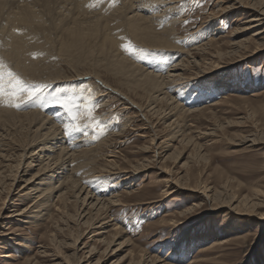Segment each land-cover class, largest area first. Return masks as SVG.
Listing matches in <instances>:
<instances>
[{
    "label": "bare ground",
    "instance_id": "1",
    "mask_svg": "<svg viewBox=\"0 0 264 264\" xmlns=\"http://www.w3.org/2000/svg\"><path fill=\"white\" fill-rule=\"evenodd\" d=\"M215 7V12L213 14L209 13L208 19L205 22V30H208L212 35L215 34L216 36L219 33L220 28L214 26L219 18L228 19L234 24L242 20L238 24L242 26L241 29L239 28L240 32L235 31L229 36L232 40L230 39L229 41L228 50L220 49L212 51V46H217L218 44L212 37L201 45L198 44L199 46L183 51L175 43L177 10L174 0H116L115 6L110 4V0H0V62L6 64L14 73L18 74L29 84L45 85V83L50 84L62 81L57 78L59 77V70L56 71V65L60 62L66 64L70 70V77L68 79L64 78L65 80L73 81L84 77L101 79L103 73L115 79L121 85L126 86L129 89L128 92H140V96L145 99V105L138 104L102 80L105 86L110 89L112 88L113 91L124 97L130 105L139 110L140 114L145 118L144 121L142 120L144 122L142 130H147L151 133L149 136V147L141 151L142 154H149V157H146L143 162L129 163L127 167H119L117 165V153L113 151L109 155L104 156L103 164H98V161L101 159L99 150L105 144L112 141L113 138L120 137L118 132L117 135L107 140L105 138V141L103 140L102 142L101 140V143L99 142L98 144L97 141L100 140V136L95 142L98 145L94 144L93 148L88 146L93 140L90 138L92 139L90 140L91 142L87 146L86 144L84 145L85 148H89L74 151L78 147L71 150L74 147L72 148L70 144L76 141L69 142L68 137L66 138L63 134L62 126H60V124L64 125L67 120L66 118L69 117L62 116L64 110L60 113L62 114L61 116L58 114L57 119L51 121L48 119V113L46 114L47 117L42 116V110L40 114L38 112L24 113L25 110L23 113H18L14 112V108L0 106V196L6 190V197L0 205L1 245L6 243V239H3V237L11 235L5 232V230H9L10 225L16 223L25 225L26 227L39 220L42 221L53 210L56 213V221L61 222L62 226L67 227L65 223H72L74 226H86L89 233H97L95 235L98 238V244L106 245V250L111 249L112 255L121 252L124 246L116 243L119 236L114 235L113 238L110 237L111 240L101 238V236L110 234L108 231L114 233L119 230L110 214L115 207L123 206L121 193L108 196L106 195L107 193H97L98 191L91 190V186L89 189L88 186L82 183L81 176L83 175H78L80 177L75 176L78 171L82 170L84 174L93 172L97 174L95 176L99 177L107 174L114 181L126 185L125 189H127V192L125 195L131 196L135 193L131 191L132 188H129L134 186L132 182L141 173L148 171L151 167H155L160 175L161 182L164 184L161 196L169 197L175 193L184 195L188 192L198 200L196 202L194 200L190 207L180 212L179 218L182 220L171 222L174 228L183 225L181 221L184 218L187 219L194 211L200 209L202 205L210 203L211 199H214V201L218 200L220 195H212L210 189L205 186L195 185L189 187L190 183L188 184V181L191 174L188 167L193 157H197L196 159L198 160L204 158V155L201 154V147L193 144L194 137H188L187 134H179L180 130H175L179 125V121L184 117L192 114H206L209 108L202 107L196 110L195 106V110L188 111L174 102L170 98L171 94L168 95L165 92L168 85L174 83L176 85V82L182 80L202 82L206 79H215L225 86L227 81L223 74L226 73V70H229L227 68L244 62L251 64L256 60V56L264 50L257 43L258 41H264V0H218L215 3ZM238 17L241 19L237 20L236 18ZM238 25L237 27H239ZM242 32L252 33L250 37L255 45L252 50L249 47V36L247 40L246 38L244 40H236L234 38ZM128 44L134 50L147 49L149 54H154L160 50L166 53L173 52V54H180L182 60L178 62L175 60L176 64L171 67L169 66L167 75L164 76L145 72V69L143 70L139 66H136L138 64H132L130 61L129 57L131 53L124 51L122 47ZM33 53L42 55H37L36 58H33ZM224 59H227V61H223ZM189 67L196 70L192 71L190 77L186 78L184 73ZM161 70L163 72V68ZM75 82L73 81V83ZM86 85H83V87ZM79 91L81 90L79 89ZM65 94L70 93L67 92ZM83 95L80 96L82 97ZM87 97L90 96L87 95ZM87 97L85 98L88 101ZM198 99L201 98L199 97ZM88 102L90 103V101ZM97 102L99 103V101ZM189 102L187 103L190 104ZM103 106L99 105V107ZM27 107L29 108V106ZM130 108L124 106L123 111H130ZM54 116H51V119L56 118V115ZM80 118H78V121H80ZM154 118L162 121L165 131H172L168 138L158 136L155 129L156 126L154 127L151 122ZM130 120L127 117L126 124L124 125L125 128ZM54 121L56 122L55 124L53 123ZM66 122L69 123L68 120ZM84 123L82 124L81 122L82 125ZM190 126L192 125L190 124ZM109 131H106V133ZM215 133L216 130L211 129L209 133L198 132L197 137L212 138L215 137ZM75 136L77 137L76 133ZM241 143H248L250 144L249 146L257 144L255 139H247ZM191 146L195 153L188 154L187 161L183 164L181 163V166L179 165L181 171L177 173V176H173L167 163L174 161L179 164L184 159V149ZM8 147H12L14 153L9 154ZM33 170H36V172L32 175ZM99 186L101 185L99 184ZM15 198H18L17 201L14 200ZM6 200L8 203H6ZM26 200L30 202V205L23 207V202ZM218 204L221 203L219 202ZM68 207L75 208V210L70 213ZM263 207L264 196L255 194L254 199L243 197L239 202L232 201L231 199L229 205L219 206L214 210L227 209V213L223 217V225H226V227L222 230H225L223 232L229 234L240 228L244 221H248V223L255 221L260 223V227H264V213L260 214L258 211ZM57 231L62 233L63 227H58ZM205 235L201 239L203 242L206 239H211V237L207 238ZM214 237H220V235L215 234ZM50 238L51 243H55V237L51 236ZM84 239L82 236L77 237L69 245L70 248L72 247L71 255L69 257L52 256L51 263L90 264L88 260L96 253V249L91 246L87 252L81 254L83 257L80 256V258V252L86 248L82 242ZM214 239L215 242H219V245L225 243H220L222 241L220 239ZM116 245L118 246L114 248ZM0 248L4 249L3 246H0ZM46 248L45 246H41L40 253L46 254ZM172 251L176 252L174 248ZM172 251L170 254H172ZM168 255L169 253L163 258L142 255L138 259L131 258L127 264H168L166 262L171 259V255ZM0 258L8 261L12 259V255L4 253ZM127 258L128 256L125 255L123 260ZM174 262L182 263L180 259ZM199 262L201 261H193L189 264H199Z\"/></svg>",
    "mask_w": 264,
    "mask_h": 264
},
{
    "label": "rangeland",
    "instance_id": "2",
    "mask_svg": "<svg viewBox=\"0 0 264 264\" xmlns=\"http://www.w3.org/2000/svg\"><path fill=\"white\" fill-rule=\"evenodd\" d=\"M217 1L218 0H174L177 10L175 43L181 50H190L208 41L212 37L218 43L217 46H212V51L220 49L228 50L229 41L230 39L232 40L229 36L235 31L240 32L239 30L242 26L238 24H240L242 20L234 24L228 19L219 18L218 20L216 19L217 21L214 25L220 28L219 33L215 36V34H210L208 30L206 31L205 22L208 19V14H213L215 12V3ZM236 19L239 20L241 18L238 17ZM237 25L239 27H237ZM250 36H252V33L242 32L234 38L236 40H244V38H246V40L247 38L248 40L250 39L249 47L250 50H252L255 45ZM257 43H259L260 48H264V41H258ZM136 50L138 51L139 49H135L133 51L135 53H131L129 57L132 64H138L136 66H139L143 70L145 69V72L156 73L160 76L167 75V70L175 65L176 62L182 60L180 54H173V52L166 53L162 50L156 51L154 54H149L147 49V51L143 49L144 52H146H143V58H140L141 54ZM134 54H136V56H134ZM157 56H161L160 60ZM255 59L256 60L251 64H246V62H244L227 68L229 70H226V73L223 74L227 81L225 86L215 79H206L202 82L182 80L180 81L181 83L176 82V85L179 87L174 83L166 87L168 91L165 89L166 94H171L170 98L183 109L186 108L188 111H193L195 110V106L196 110L202 107L209 108L206 114H192L184 117L179 121V125L177 126L179 129L176 127L175 130H180L179 134H187L188 137H194L193 144L201 147V154L204 155V158L198 160L196 159L197 157L195 158L192 156V162L188 167L189 173L191 174L190 180L188 181V184L190 183L189 187L195 185L205 186L210 189L212 195H220L217 201L211 199L210 203L208 202L202 205L200 209L194 211L187 219L184 218V220L181 221L183 225L174 228L171 222L182 220L179 218L180 212L190 207L191 203L194 200L196 202L197 199L192 197L188 192L184 195L175 193L169 197L161 196L164 190V184L161 182L160 175L155 167H151L148 171L141 173L132 182L134 186L129 188H132L131 191L135 193L131 196L125 195L127 192V189H125L127 187L126 185L114 181V179L107 174H104L103 177H99L95 176L97 174L93 172L84 174L83 170L78 171L75 176L80 177L83 175L81 176L82 183L88 186L89 189L91 186V190L98 191L97 193H107L106 195L108 196L121 193L123 206L115 207L110 214L119 227V230L114 233L108 231L110 234L101 236V238L111 240L110 237L113 238L114 235L119 236L116 243L118 245L120 244V246H124L122 251L116 255H112L111 249L106 250V245L98 244V238L95 235L97 233H89L86 226H74L72 223H65L67 227L62 226L61 222L60 224L58 220L56 221V213L52 210L48 214V217L43 218L42 221L39 220L26 227L25 225L15 223L9 226V230H5L7 234L11 235L3 237V239H6V243L3 245L0 244L1 247H4V249L0 248V256L4 253H10L12 259L4 261L0 258V264H52V256L69 257L71 255L72 247L70 248L69 245L79 236L85 238L82 242L86 247L80 252L79 257H83L81 254L87 252L91 246L96 249V253L88 260L90 264H127L131 258L138 259L142 255L163 258L168 253V256L171 255L170 261L166 262L168 264H179L174 262L178 259L182 261L181 264H189L193 261H201L202 263L199 262V264H264V227H260V223L255 221L250 223L244 221L240 228L227 234L223 232L225 230H222L226 227V225H223V217L226 215L227 209L221 208L214 210L216 207L229 205L231 199L232 201L239 202L243 197L254 199L255 194L264 196V50L261 51ZM175 60L177 61L175 62ZM223 61H227V59ZM168 62L171 63L169 64ZM145 64L146 66H144ZM162 68L163 72H161ZM57 70H59V77L57 78L62 81H56L50 84L45 83V85H43L45 89L43 88L42 92L37 95L39 98L36 96L39 101L36 97H33L32 100L22 103L20 109L14 108V112L23 113L25 110L24 113L38 112L40 114L42 110V116H48V119L52 121L57 119L58 114L61 116L62 114L60 113H62L64 109L55 105L49 106L44 103L45 100H50L53 97L63 98L64 96L70 95L71 97L77 98V105L81 108H74V111L78 113H82L84 109L83 106H85L83 104H88V101H90L92 106H94L91 115L100 122L102 121L101 123L104 128H107L106 131H109L111 127V133L110 131L107 133L105 131L106 134H104L107 135L106 137L103 134L101 138L99 137L100 140H92V136L94 135L93 128L88 127L86 128L87 130L85 129V131L79 132L80 134L76 133L77 137L75 133L70 137L64 134L63 124H60L63 130L60 129L63 131L64 136L66 138L68 137L69 142L76 141L78 143L79 140L78 144L76 142L70 144L72 148L74 147L71 149L70 146L71 150H74L75 147L78 148L74 151L87 149L89 147L93 148L97 140L99 144L101 140L103 142L105 138V140H107L119 133L120 137L113 138L112 141L101 147L99 150L101 159L98 161V164H103L104 156L109 155L113 151L117 153V165L119 167H127L129 163H141L146 157H149V154L141 153L144 148L149 147V136L151 135L149 131L142 130L145 118L140 114L139 110L130 105L124 97L113 91L112 88L110 89L105 86L102 80L109 86L118 89L138 104L145 105V99L140 96V92H128L129 89L126 86L121 85L118 81L103 73L101 79L96 78L99 81L94 78L92 79V77H84L79 80H73L78 82L75 84L76 82L73 83V81L67 80L70 77V70L66 64L61 62L58 63L56 65V71ZM195 70V68L191 67L186 69L184 73L185 77H190L192 71ZM64 78L67 79L65 80ZM82 84L87 85L83 87ZM174 87L177 88L174 89ZM79 89L82 92H78ZM90 90L92 91L91 93ZM66 91L70 94H65L67 93ZM80 95H83L84 98ZM87 95L90 97H87ZM198 95L201 99H198ZM85 97L88 98V101ZM97 101H99V103ZM99 105L104 106L99 107ZM27 106H29V108ZM124 106L131 107L130 111H123ZM63 113L62 116L64 117L69 116L65 110ZM50 114L53 117L56 115V118L52 117L53 119H51V116H49ZM80 116V121H78L80 125L84 122V125L91 123L84 115ZM127 117L131 120L125 128L124 125L126 124ZM68 118L70 117L66 118L68 122L72 123V121H69L71 119ZM66 121L64 124L67 123ZM151 122L154 127L156 126L155 129L159 137L168 138L171 135L172 131H165L162 121L158 118H154ZM53 123L55 124L56 122L54 121ZM190 124L192 126L189 127ZM211 129L216 130L215 137H197L198 132L209 133ZM144 135H146V137H144ZM245 138L246 140L255 139L257 144L253 145V147L249 146L250 144L248 143H241L242 141H246ZM90 140H92V142ZM82 142L85 143L83 144ZM89 142H91L90 145H88L89 147L85 148L84 145L86 144L87 146ZM8 148L9 154L14 153L12 147ZM183 153H185L184 159L179 164L174 161L167 163L173 176H177V173L181 171L180 166L187 161L186 158L188 154H193L195 152L191 146L185 148ZM33 171L32 175L35 174L36 170ZM99 184L103 187L99 186ZM94 185H96V187H94ZM5 192L6 190L1 195L2 197L0 196V205L6 197ZM17 199L18 198H15L14 200L17 201ZM219 202L221 204H218ZM6 203H8L7 200ZM28 205H30L29 201L26 200L23 202V207ZM68 210L72 213L75 208L68 207ZM258 211L260 214H263L264 207L262 209L260 208ZM58 227H63L62 233L57 231ZM204 234H206L205 237H211V239H206L205 242H203L201 239L204 237ZM215 234H219L220 237L214 238L220 239V241L222 240L220 243H225L219 245V242H215L213 238ZM51 236L53 238L55 237V243H51ZM41 246L47 247L46 254L40 253ZM173 248L176 251L175 253L172 251ZM171 251L172 254H170ZM125 255L128 256V258L123 260Z\"/></svg>",
    "mask_w": 264,
    "mask_h": 264
},
{
    "label": "snow or ice",
    "instance_id": "3",
    "mask_svg": "<svg viewBox=\"0 0 264 264\" xmlns=\"http://www.w3.org/2000/svg\"><path fill=\"white\" fill-rule=\"evenodd\" d=\"M110 4L115 6L116 0H110ZM122 47L126 52L132 53L134 51L130 44ZM143 51L144 50L142 49L138 50L141 54L140 58H143ZM37 55L42 54L33 53L32 57L36 58ZM44 87L45 86L39 84L27 83L18 74L14 73L6 64L0 62V106L19 109L22 103L32 100L33 97H36L39 93H41ZM76 100L77 98L71 96L63 98L53 97L50 100H45L44 103L59 106L68 113L72 123H66L63 125L65 135L71 136L74 133L85 131L87 127H92L94 132L93 140L98 139L105 133V128L99 120L91 115L94 106L86 104L83 112L78 113L74 111V108L80 107L77 105ZM80 115L86 116L91 123L89 125H80L78 123ZM97 129L99 130L98 132L96 131Z\"/></svg>",
    "mask_w": 264,
    "mask_h": 264
}]
</instances>
